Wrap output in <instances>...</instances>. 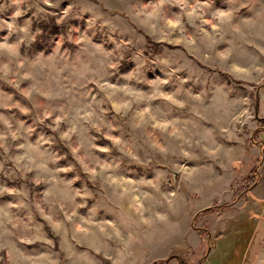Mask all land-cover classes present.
Instances as JSON below:
<instances>
[{"label": "rangeland", "instance_id": "rangeland-1", "mask_svg": "<svg viewBox=\"0 0 264 264\" xmlns=\"http://www.w3.org/2000/svg\"><path fill=\"white\" fill-rule=\"evenodd\" d=\"M50 2L0 0V264H264V84L215 83L217 56L264 61L228 28L203 39L196 19L246 25L259 0L234 13L240 0H145L180 18L171 35L99 0ZM89 103L101 131L68 142L37 118Z\"/></svg>", "mask_w": 264, "mask_h": 264}, {"label": "clouds", "instance_id": "clouds-1", "mask_svg": "<svg viewBox=\"0 0 264 264\" xmlns=\"http://www.w3.org/2000/svg\"><path fill=\"white\" fill-rule=\"evenodd\" d=\"M43 3L47 4L49 7L54 5L50 0H43ZM220 4H224L225 0H219ZM248 3V0H240L239 5L232 9L231 12H237L240 8L245 7ZM261 5L260 9L256 11L253 16H245L248 20V24H233L231 22L225 23V21L216 15L205 16L200 14L196 16V19L199 20V33L203 39L213 40L221 32L228 28L229 31L235 33L236 38L242 40L243 43L249 46V50H254V55L260 61H264V0H259ZM110 5H117L119 10L122 13V18L126 19L130 24L137 26L138 28L151 27L155 30L158 24L163 23L167 26V32L169 35L173 34V28L177 32L182 31V25L180 24V18L175 20L171 19H162L159 15V9L162 4L157 2L155 5L150 2H145V0H139V7L135 5H128L126 0H99L97 5L100 8L109 7ZM132 8L134 10L130 11ZM218 11L220 9H217ZM19 14V13H17ZM98 19H104V15L97 17ZM107 22V21H105ZM200 39V37H198ZM191 43L195 44L197 41H192ZM221 51H223V45H221ZM232 53L230 52L227 58L217 56V59L224 63L228 75L222 76L215 83L217 87L224 89H232L234 81L239 79H251L257 84H264V63H261L259 66L255 63H241L238 60L232 58ZM108 68H116L117 65L109 63ZM36 91L43 96L51 98L49 92ZM71 93L72 89H67ZM197 117H200V113L195 114ZM96 116V112L93 109L91 103L85 105L83 108H50L38 114V119L43 122L45 120H50L51 123L48 127H52L54 131H58L60 138L66 142L71 141L72 137L78 133L81 127L87 126L91 123V126L96 129V131H101L99 127L93 122ZM235 120H239V116L235 117ZM139 126V125H137ZM156 127H166L165 125H156ZM220 131L227 132L228 129L220 126ZM106 138H112L111 134L108 132L102 133ZM101 151H108V146H99ZM79 149H77L78 151ZM160 151H166V148H161ZM207 151V149H206ZM128 157V162L132 163L139 159V157L131 150L126 153ZM103 159V158H102ZM114 159L119 160V157ZM119 165H117L118 167ZM111 167L110 165L108 166ZM89 172L96 175L105 185L111 186L117 184V179L113 175L109 174L108 168L99 169L97 167H91L88 169ZM130 171L136 172L137 169H131ZM135 178V177H134ZM154 178V176H153ZM146 191H151L155 194V186L148 185L145 186ZM147 204V201L145 202ZM168 219L167 215L157 214L154 217V224L163 223ZM261 219L264 220V213L261 215Z\"/></svg>", "mask_w": 264, "mask_h": 264}, {"label": "trees", "instance_id": "trees-1", "mask_svg": "<svg viewBox=\"0 0 264 264\" xmlns=\"http://www.w3.org/2000/svg\"><path fill=\"white\" fill-rule=\"evenodd\" d=\"M50 32H54V31H50ZM43 40H44V42L47 41V37H45L44 35H42V36L40 37V39H39L38 42L36 43V46H38V47H40V48H47L46 43H42ZM263 121H264V120H263ZM262 124L264 125V122H262ZM262 130H263V129H262ZM257 177L260 179V176H259L258 172H257ZM249 181H251V180H249ZM256 184H257V181H255L254 184H252V187H253L254 185H256ZM166 263H168V261H166Z\"/></svg>", "mask_w": 264, "mask_h": 264}]
</instances>
